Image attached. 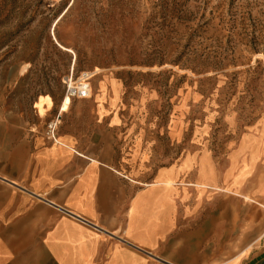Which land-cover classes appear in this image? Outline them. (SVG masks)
Instances as JSON below:
<instances>
[{
  "label": "crops",
  "instance_id": "obj_1",
  "mask_svg": "<svg viewBox=\"0 0 264 264\" xmlns=\"http://www.w3.org/2000/svg\"><path fill=\"white\" fill-rule=\"evenodd\" d=\"M101 78L73 119H59L72 101L62 96L54 139L44 96L36 120L0 100V264H264V212L252 205L264 181L246 185L250 155L189 142L176 121L156 153L122 84Z\"/></svg>",
  "mask_w": 264,
  "mask_h": 264
},
{
  "label": "rangeland",
  "instance_id": "obj_2",
  "mask_svg": "<svg viewBox=\"0 0 264 264\" xmlns=\"http://www.w3.org/2000/svg\"><path fill=\"white\" fill-rule=\"evenodd\" d=\"M83 72L91 97L71 98L60 120L93 105L109 76L121 103L136 105V135L158 137L156 153L176 121L189 142L207 137L222 156L250 155L246 185L264 181V0H0L1 102L26 105L36 120L44 96L37 106L52 102L43 116L52 122L65 76Z\"/></svg>",
  "mask_w": 264,
  "mask_h": 264
},
{
  "label": "built area",
  "instance_id": "obj_3",
  "mask_svg": "<svg viewBox=\"0 0 264 264\" xmlns=\"http://www.w3.org/2000/svg\"><path fill=\"white\" fill-rule=\"evenodd\" d=\"M92 77V74L89 72H83L80 74V76L76 79H72V75L65 76V79L63 80V83L66 86V94L70 98H86L88 97V90L90 89V78ZM84 83V84H82ZM55 124L49 123L47 134L48 137L51 139H54L55 134Z\"/></svg>",
  "mask_w": 264,
  "mask_h": 264
}]
</instances>
